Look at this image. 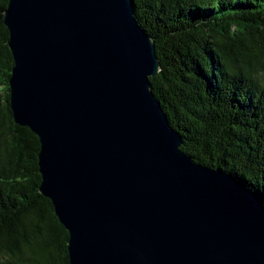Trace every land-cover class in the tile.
I'll use <instances>...</instances> for the list:
<instances>
[{
	"label": "water",
	"instance_id": "water-1",
	"mask_svg": "<svg viewBox=\"0 0 264 264\" xmlns=\"http://www.w3.org/2000/svg\"><path fill=\"white\" fill-rule=\"evenodd\" d=\"M13 119L40 140L38 190L69 264H264V201L181 148L132 0H8Z\"/></svg>",
	"mask_w": 264,
	"mask_h": 264
},
{
	"label": "trees",
	"instance_id": "trees-1",
	"mask_svg": "<svg viewBox=\"0 0 264 264\" xmlns=\"http://www.w3.org/2000/svg\"><path fill=\"white\" fill-rule=\"evenodd\" d=\"M161 70L151 89L182 150L264 201V0H132ZM0 0V264H69V232L38 187L40 140L16 124Z\"/></svg>",
	"mask_w": 264,
	"mask_h": 264
}]
</instances>
